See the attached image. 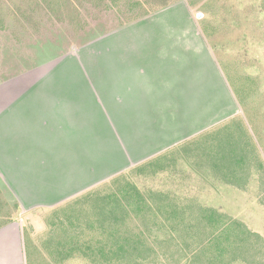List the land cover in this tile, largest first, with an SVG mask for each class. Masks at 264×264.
Segmentation results:
<instances>
[{
	"label": "rangeland",
	"instance_id": "374dc122",
	"mask_svg": "<svg viewBox=\"0 0 264 264\" xmlns=\"http://www.w3.org/2000/svg\"><path fill=\"white\" fill-rule=\"evenodd\" d=\"M136 46L162 57L164 64L150 65H165L164 75L178 84L179 93L168 97V130L179 145L160 150L156 136L152 165L130 174L125 150L134 146H120V161L108 143L104 182L101 174L90 191L22 216L26 264H121L107 262L106 248L100 255L98 244L108 243L98 221L122 224L117 202L125 206L122 198L130 197L137 199L117 228L145 239L149 264L213 263L218 217L250 234L242 252L231 245L224 263L264 264V0H0V76H101L114 72L116 58L129 62ZM216 102L229 104L231 117L222 107L210 117ZM211 119L219 123L194 127ZM196 131L203 133L184 135ZM233 142L240 154L232 161ZM127 185L136 188L131 196L122 192ZM205 209L213 223L202 217Z\"/></svg>",
	"mask_w": 264,
	"mask_h": 264
},
{
	"label": "crops",
	"instance_id": "0c3cea01",
	"mask_svg": "<svg viewBox=\"0 0 264 264\" xmlns=\"http://www.w3.org/2000/svg\"><path fill=\"white\" fill-rule=\"evenodd\" d=\"M151 52L149 46H136L129 62L116 58L114 72L101 76H86L88 71L84 76H0V264H26L22 216L51 211L90 191L101 174L104 182L108 143L116 146L120 161H126L123 143L134 146L125 150L132 168L153 161L156 136L162 139L160 150L179 145L168 130V97L172 89V95L179 93L178 84L164 75L165 65L151 66L164 64ZM213 107L210 117L219 107L231 117L229 104ZM218 123L211 119L194 127ZM133 150L139 155L132 156Z\"/></svg>",
	"mask_w": 264,
	"mask_h": 264
},
{
	"label": "trees",
	"instance_id": "16d2710c",
	"mask_svg": "<svg viewBox=\"0 0 264 264\" xmlns=\"http://www.w3.org/2000/svg\"><path fill=\"white\" fill-rule=\"evenodd\" d=\"M232 150H228V154L230 159L233 161L236 156H239V149L236 142H233V146H231ZM224 148L219 147L218 150V160L219 163L225 162V158H227V155H225V152H222ZM237 152V155L236 153ZM147 164L142 166H136L133 170H130V174L137 173L142 170H147L149 166L152 165V162H146ZM128 171V170H127ZM118 176H116L117 178ZM135 186H125L122 189V192H124L126 195L131 196V193L135 191ZM114 198V197H113ZM136 197H130V198H122L123 204L125 206L119 205L117 202L116 209L120 214V222L125 221L124 216L127 214L128 209L131 207V204L133 200L135 201ZM115 203V200H113ZM117 201L119 199L117 198ZM122 204V203H121ZM133 205V204H132ZM136 209H139V207H136ZM174 215L179 216V211L177 207L171 208ZM110 210L108 213V216L111 219H114L113 221H118V212ZM207 209L201 210V215L204 217L205 220H207L210 223L214 222V219L212 215H208V212L206 213ZM207 214V215H204ZM102 216L101 219L98 221L99 230L101 231V234L104 236L105 241H107L108 245L106 247V244H98L99 253L100 255L104 254L103 249L110 251L109 258L107 262L110 261H116L120 262L121 264H149L150 260V250H148L145 239H143L141 236L138 237H130L128 232H123L122 235L119 233V228H121L122 224L112 223L109 221V218ZM221 218L218 231L216 233V236L211 239L210 241V249L213 250V259L214 262L211 264H225L224 261L228 256L233 253L231 249V245L234 244V248L236 249V252H242L246 247V241L248 239L249 231L245 228V226L239 222H236L234 220H227L226 217H218ZM218 221L215 223L217 224ZM181 222L175 221V225H180ZM114 227L112 230H110L108 233L106 230V227ZM119 226V228H117ZM90 227V225H88Z\"/></svg>",
	"mask_w": 264,
	"mask_h": 264
}]
</instances>
